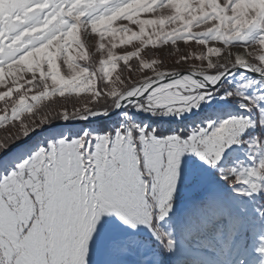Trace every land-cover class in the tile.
Returning <instances> with one entry per match:
<instances>
[{"label":"snow or ice","instance_id":"obj_1","mask_svg":"<svg viewBox=\"0 0 264 264\" xmlns=\"http://www.w3.org/2000/svg\"><path fill=\"white\" fill-rule=\"evenodd\" d=\"M0 264H264V0H0Z\"/></svg>","mask_w":264,"mask_h":264},{"label":"rangeland","instance_id":"obj_2","mask_svg":"<svg viewBox=\"0 0 264 264\" xmlns=\"http://www.w3.org/2000/svg\"><path fill=\"white\" fill-rule=\"evenodd\" d=\"M137 118L145 123L154 124L164 130L175 128L181 124L184 125H187L189 123L194 124L199 121V116L195 114L185 115L181 117L179 121H177L174 117H170V118L149 117V116H145L144 114H139Z\"/></svg>","mask_w":264,"mask_h":264}]
</instances>
